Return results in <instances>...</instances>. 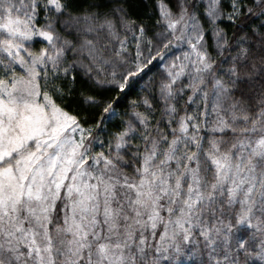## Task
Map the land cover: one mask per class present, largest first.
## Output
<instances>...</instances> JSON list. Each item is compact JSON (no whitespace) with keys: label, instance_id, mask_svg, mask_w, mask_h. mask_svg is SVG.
<instances>
[{"label":"snow or ice","instance_id":"snow-or-ice-1","mask_svg":"<svg viewBox=\"0 0 264 264\" xmlns=\"http://www.w3.org/2000/svg\"><path fill=\"white\" fill-rule=\"evenodd\" d=\"M0 264H264V0H0Z\"/></svg>","mask_w":264,"mask_h":264}]
</instances>
